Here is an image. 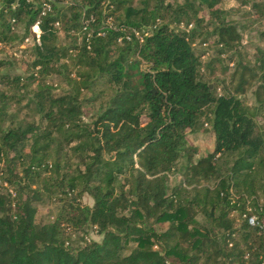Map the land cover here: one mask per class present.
<instances>
[{"label":"trees","instance_id":"trees-1","mask_svg":"<svg viewBox=\"0 0 264 264\" xmlns=\"http://www.w3.org/2000/svg\"><path fill=\"white\" fill-rule=\"evenodd\" d=\"M65 1L0 0V54L43 32L27 76L0 60V264H264V229L243 218H264V46L249 57L227 0ZM240 1L264 20V0ZM206 124L216 146L198 157ZM87 228L102 241L74 247Z\"/></svg>","mask_w":264,"mask_h":264},{"label":"rangeland","instance_id":"rangeland-1","mask_svg":"<svg viewBox=\"0 0 264 264\" xmlns=\"http://www.w3.org/2000/svg\"><path fill=\"white\" fill-rule=\"evenodd\" d=\"M223 8L229 11V19L235 23H237L239 30L241 31L243 35L242 45L245 47V52L249 55V57H253L256 53L257 47H263L264 42L260 37L258 36V33L260 31H264V20H261L258 16V14H255L249 6H244L240 0H227ZM202 17H205L206 19L209 18L208 13L204 12L201 14ZM43 32L40 34V39L37 37H34L33 35L29 37V41L24 43L22 46H16L12 47L9 46L5 51H3L0 54V60L6 59L11 61V65L4 68V71L10 73L11 75H18V76H27L28 75V63H30L31 58L28 54H24V50L33 47L34 43H38V40H42ZM74 35V34H72ZM59 36V44L65 47L66 45H69L71 39L67 38V34L61 30L58 33ZM214 40H210L208 43V46L205 47L201 45V40H197L195 44L193 45L195 51L198 54H203V59L208 60L209 58H213L217 56V50L214 48L213 44ZM232 54L227 55L226 57V64H229V59ZM230 70L225 74L222 72V68L219 67L216 72V77L218 79H227L231 72L235 69L234 63H230ZM50 82L55 85V87L58 86V88L55 90L56 94H64L66 92H70V88L65 84L63 77L54 75L52 78H50ZM219 85V93H223L222 90H220ZM222 89V88H221ZM105 98H107L111 90L106 88L105 89ZM88 98L91 97V94L87 95ZM246 99L249 102L250 105L254 104V95H253V89L246 95ZM102 103V100H99L96 103L89 104L85 103L83 106L84 112H85V119L88 120L94 113H96L99 108L100 104ZM28 111L26 110L24 114L21 115L22 118H27L26 115ZM28 119H30L28 117ZM32 119V118H31ZM263 121H259V123H262ZM205 129L207 131L201 132L198 134H191L189 136L190 140L198 146L200 150V154L198 157H203L204 155L211 153L214 151L216 146V139L213 133L210 132V126L207 124L205 125ZM83 205L92 207L94 204L93 199L85 195L82 200ZM56 206L54 204H51L50 201H44L38 205V216L37 221L39 223H44L48 220L49 214L51 211L55 209ZM167 225L163 226V229H166ZM103 237L97 233L95 228H87L84 232L75 233L72 232L69 234V241L74 246H80L84 245L86 242L90 241H98L101 242Z\"/></svg>","mask_w":264,"mask_h":264},{"label":"built area","instance_id":"built-area-1","mask_svg":"<svg viewBox=\"0 0 264 264\" xmlns=\"http://www.w3.org/2000/svg\"><path fill=\"white\" fill-rule=\"evenodd\" d=\"M17 1V0H16ZM28 3H37V2H41L43 3V8H44V12L46 11H51L52 10V4L55 1H61V0H26ZM72 0H66L64 3L65 4H69ZM108 26L113 25L112 23V19L110 18L107 23ZM33 31L35 33V37H37L38 39H40V34L42 32L41 30V23L37 22L34 27H33ZM99 36H105L106 33L104 32V29H101L99 31ZM136 35L140 38L141 42H143V38L141 37V35L139 33L136 32ZM128 39H130V37H127ZM29 41V39L27 40V42ZM121 41V40H120ZM38 44H41L40 40H38ZM205 47L208 46V44L204 45ZM208 125V124H207ZM243 218L248 222V224L251 227H259L261 229H264V218H259L256 215L253 216H248V215H244ZM248 259V257H247Z\"/></svg>","mask_w":264,"mask_h":264},{"label":"water","instance_id":"water-1","mask_svg":"<svg viewBox=\"0 0 264 264\" xmlns=\"http://www.w3.org/2000/svg\"><path fill=\"white\" fill-rule=\"evenodd\" d=\"M63 49H65V47H62Z\"/></svg>","mask_w":264,"mask_h":264}]
</instances>
